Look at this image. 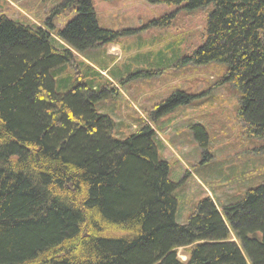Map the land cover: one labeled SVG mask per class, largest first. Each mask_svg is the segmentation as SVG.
I'll use <instances>...</instances> for the list:
<instances>
[{
	"label": "trees",
	"instance_id": "1",
	"mask_svg": "<svg viewBox=\"0 0 264 264\" xmlns=\"http://www.w3.org/2000/svg\"><path fill=\"white\" fill-rule=\"evenodd\" d=\"M149 1L214 5L186 61L228 66L238 116L264 142V0ZM69 10L57 30L54 16ZM118 35L99 26L92 0H65L42 27L0 15V264H264V182L222 206L205 198L177 223L155 125L193 97L175 92L120 130L110 102L124 81L80 61Z\"/></svg>",
	"mask_w": 264,
	"mask_h": 264
},
{
	"label": "rangeland",
	"instance_id": "2",
	"mask_svg": "<svg viewBox=\"0 0 264 264\" xmlns=\"http://www.w3.org/2000/svg\"><path fill=\"white\" fill-rule=\"evenodd\" d=\"M64 1L0 0V15L42 27L50 10ZM92 2L99 26L119 35L99 50L98 59L86 54L80 61L85 68L114 67L124 81L123 87L115 85L121 95L110 102L120 130L134 131L154 105L175 92L193 97L155 125L159 157L169 164V178L176 185L177 223H186L205 198L222 206L263 183L264 142L251 136L238 116L241 91L224 81L228 66L186 61L205 43L214 5L189 10L149 0ZM74 17L70 10L54 16L55 28L61 30ZM178 256L187 259L184 249Z\"/></svg>",
	"mask_w": 264,
	"mask_h": 264
}]
</instances>
